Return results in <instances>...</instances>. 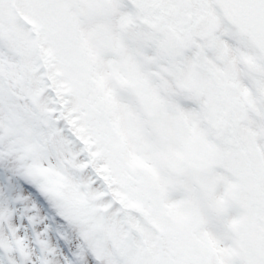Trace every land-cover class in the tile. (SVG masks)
I'll return each instance as SVG.
<instances>
[{"label":"snow or ice","instance_id":"obj_1","mask_svg":"<svg viewBox=\"0 0 264 264\" xmlns=\"http://www.w3.org/2000/svg\"><path fill=\"white\" fill-rule=\"evenodd\" d=\"M0 264H264V0H0Z\"/></svg>","mask_w":264,"mask_h":264}]
</instances>
